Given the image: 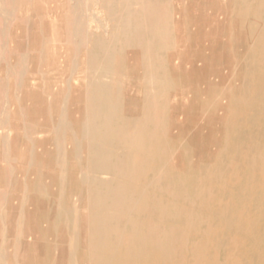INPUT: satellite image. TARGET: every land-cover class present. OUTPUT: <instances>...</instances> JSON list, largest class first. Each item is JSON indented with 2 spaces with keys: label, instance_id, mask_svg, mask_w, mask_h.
I'll return each mask as SVG.
<instances>
[{
  "label": "rangeland",
  "instance_id": "rangeland-1",
  "mask_svg": "<svg viewBox=\"0 0 264 264\" xmlns=\"http://www.w3.org/2000/svg\"><path fill=\"white\" fill-rule=\"evenodd\" d=\"M71 1L0 0V264H92L87 247V194L78 181L86 163L83 158L77 164L73 142L81 144L85 157L88 142L81 130L93 115L97 100L91 89L97 80L116 84L105 106L131 132L129 144L113 147L115 162L122 161L126 171L140 163L128 150L137 145L133 130L138 125L144 122L158 136L157 152L152 154L150 169L141 183L150 199V211L148 215L134 211L131 218H138L135 221L141 225L151 222L161 232L174 228L180 235L187 219L170 214L189 210L201 230L191 232L189 241L206 250V263L214 264L217 259L227 264L235 256L239 264H264V217L253 223L250 235L245 225L243 232V223L233 220L230 209L253 202L249 209L255 212L261 196L254 197L250 187L261 180L258 166L253 172V165L259 163L260 154L264 155V63L251 49L260 48V37L264 36V0H97L102 6L97 5L100 16L108 21L110 17V26L107 35L94 33L90 39H112L120 34L108 74L90 63L91 44L80 47L76 54L74 45L66 41ZM86 1L91 7L96 0ZM54 12L58 20L52 27L49 15ZM129 14L130 29L123 35L119 23ZM116 107L117 111H112ZM63 113L69 129L57 132ZM59 145L66 159L64 185L59 182L63 171ZM210 184L217 186L211 189ZM205 189L212 195L208 201L202 196ZM60 205L65 211H75L76 224L71 222L70 213L58 216ZM165 205L170 208L166 217L157 209ZM227 205L229 212L222 216L221 209ZM115 225L124 234L132 231L124 221ZM207 228L218 230L217 236L205 237ZM238 228L243 233L238 235ZM236 245L242 246L241 253ZM210 246L216 250L211 251ZM72 248L76 251L73 255ZM187 258L190 261L191 256ZM148 262L143 253L138 263L151 264Z\"/></svg>",
  "mask_w": 264,
  "mask_h": 264
},
{
  "label": "bare ground",
  "instance_id": "bare-ground-1",
  "mask_svg": "<svg viewBox=\"0 0 264 264\" xmlns=\"http://www.w3.org/2000/svg\"><path fill=\"white\" fill-rule=\"evenodd\" d=\"M73 1H71V2H73L74 4L70 8L69 14H67L68 17H67V21L65 23V35L67 37L66 41L70 42L74 45V47L76 48V51H75L76 54L79 53L78 49L80 47L91 44L93 46L92 50L94 49V51H90L88 54L89 58H91L90 63L98 65V67H100V69H102L104 72H106V74L111 73V69H112L111 65L113 64V61H114L115 56L117 54V51H116L117 48L116 47H117V43L119 41L118 37L120 34L112 37V39H99V38H98V40L90 39V37L94 33L102 32L103 35H107L108 34V28L110 26L109 23H110L111 19H110V17H107V16L106 17L109 18V21L105 20V18L104 19L101 18V16H100L101 14L99 13L100 8L97 7V5H99L98 2H100V1L97 2V0L96 1L93 0L94 3H93V6H91V7L88 6V2L86 0L83 1L84 3H82L81 0H77V1L73 0ZM238 3H236V4H238ZM99 6H101V5H99ZM241 7H242V5H241ZM240 11H243V10H240ZM234 14H236V13H234ZM248 14H249V12H248ZM261 14H262V12H261ZM2 17H4V16H2ZM129 18H130V14L126 18L121 19V21L119 23V33L121 32L124 35L126 32L129 31V29H130ZM238 18L237 19L235 18V20H238V25H239V19ZM57 20H58V14H56L55 12L49 15V21H50V24L52 25V27L54 24H56ZM255 26L257 27L256 23H255ZM255 26H254V28H255ZM49 28H50V26H49ZM248 31L251 32L250 29ZM261 33L262 32H260V34ZM252 34H250V35H252ZM260 39H262V42L260 44L261 46L259 45L260 48H258V49L252 48L251 51L253 53L258 54L262 58L261 64H263L264 63V36L262 35L260 37ZM91 45H90V47H91ZM42 49H43V47H42ZM43 54H44V51H43ZM43 61H44V59H43ZM146 63H147V61H146ZM72 70H74V69H72ZM97 73H98V71H97ZM252 76H254V75H252ZM258 76L259 75H257L256 78L261 79V77H258ZM150 79L152 81V77ZM70 80H72V79H70ZM115 87H116V84H110V83H107V82L102 81V80H97L95 85L92 86L91 93L93 95L94 100H97V102L95 103V107L92 111L93 115H92L91 120L89 122L88 121L85 122L83 127H82V130H81V134L83 135V138L86 139L88 142L87 152H86L85 157L82 155L83 147L81 146V144L78 142H73V152H74V156H75V159L77 161V164L80 163L81 159H83V158L85 159V163H86L85 169H81V171H80L78 181L82 187V191H85L87 194V196H86L87 201H88V205L86 207V210L88 211V214L86 215V221L88 223V231H87L88 246L87 247H88V258H89L90 262L92 264H139L138 260H140L142 258L143 253H145L147 261L151 262V264H155V259H157V261H158V259H161L166 264L167 263L176 264V262H178V264H208V263H206V260H205V255L206 256H208V255L204 254L206 252V250L205 249L202 250V248L200 247L199 244L191 243L189 241L188 236L190 235L191 232H192V234H194L193 232L201 233L200 232L201 230L199 231V229H198L195 215L191 211H189V210H187V211L174 210L170 214V216L174 217V218L184 216L187 219V223H188L187 227H186V229L181 231L180 235L179 234L177 235V231L174 228H172L170 231H167V232H164V231L161 232L160 230H158L156 225L151 224V222L148 223L147 225H143V224L141 225L140 223L135 221L138 218L135 220L132 219L134 217H132L131 214L134 211H138L140 214H146V215H148L149 211H150V208H149L150 199L146 194V190L144 188H142L144 186H142L141 183H142V181L145 180V175H146V173H148V171L150 169L149 164H150V161H151L152 156H153L152 154L157 152L156 140H157L158 136L153 130L146 128L145 125H143L144 122H143V124H140V125L137 124L138 126L136 127V131L133 130L134 134H137V136H138L137 137V139H138L137 145H135L134 148L130 147L128 150L134 153V155L137 157V159L140 161V163H137L134 166L130 165V168H129L130 170L126 171L125 169L127 166L122 161H117V162L114 161L115 160V158H114L115 154H114V151H112L113 147L116 144L126 146L127 143L129 144V139L131 137V135H130L131 132L128 130V125L125 122H122L123 121L122 119L117 118L116 115H114L111 111H108L109 108L106 109V106H105L107 100H109L110 98L113 97V95H114L113 91H114ZM258 93L259 92H257L256 96H258ZM249 96H250V94H249ZM255 99H256V97L254 98V101H255ZM242 100L244 102V99H242ZM248 103H250V102H247V104ZM256 106H257V104H256ZM114 110L117 111V107H116V109L112 108V111H114ZM203 111H204V109H203ZM241 111H239V113ZM245 117L246 116L244 113V118ZM256 117L258 118V115H256ZM149 120L151 122L152 118L150 117ZM115 121L119 122L118 126L116 128L112 127V123H114ZM103 124H104V126H102ZM260 124H259V126H260ZM245 125H246V123H245ZM262 126L263 125H261V127ZM247 127H248V125H247ZM68 129H69V123L67 121L66 115L63 113L61 116V119L59 120V122L57 124L56 131L61 132L62 130H68ZM129 129H131V128H129ZM259 129H261V128H259ZM249 132H251V131L249 130ZM263 136H264V134H263ZM57 138H59V137H57ZM6 139H7V137H4V141ZM253 142H254V140H253ZM57 143H58V141H57ZM245 143L241 144V145L243 146V145H245ZM250 144L252 145V142ZM259 144H261V143H259ZM259 144H258V146H259ZM246 145H247V143H246ZM244 148H245V146H244ZM256 148H260V147H256ZM241 149H242V147H241ZM259 150H261V149H259ZM58 151L60 154V159H59L60 165L63 169L61 176L59 178V182L61 185L62 184L64 185V183L66 181V175H65V171H64L65 165H66V159H65V153H64L63 146L59 145ZM239 153L241 155V152H239ZM245 153H246V151H245ZM255 153H256V151H255ZM261 153H262V151H261ZM254 156H257V155H254ZM141 157L143 158V160ZM244 157H245V155H244ZM242 158H243V155H242ZM119 159H120V157H119ZM257 159L255 161H257ZM124 160H125V158H124ZM249 160H250V158H249ZM252 160L254 161V158ZM258 160H259V163L254 162V165L251 163L252 161L250 162L254 166L253 172H255L254 170L256 169L255 167H257V166L260 170V179H261L260 182H258V184H255V185L252 184V186L250 187V191L252 192L254 197H255V195H259V193L261 195L260 197H258V199L260 200L259 201V207H257L258 209L255 212H253V208L250 210L249 209L250 204L252 205L253 202L248 203L249 201L247 202L248 205L247 206L243 205L242 208H239V206H237L236 208H233V209L230 208L233 211V215L231 214L234 218L233 220L235 222H237V224L243 223V226H241V227L243 228L245 225L246 226L245 232L246 233L248 232V234H250L252 232L253 228H255V227H252L253 223L255 221H257V222L260 221V219L264 217V210H262L264 208V155L260 154ZM242 163H244V162H242ZM247 169H248V167H247ZM259 170H257V171L259 172ZM245 173H247V171ZM225 174H227V172ZM253 174H255V173H253ZM108 176H114L115 179H107L106 177H108ZM229 176H231L230 173H229ZM243 176L246 177V175H243ZM227 178H229V177H227ZM254 178H252L253 181H255V179H256V178L255 179ZM237 180H239V179H237ZM206 181H207V179H206ZM208 182H209V180H208ZM209 183H213V182H209ZM218 183L220 184V182H218ZM223 183L226 185L225 181ZM223 183H222V185H224ZM250 184H251V182H250ZM212 185L210 186L211 189H212V187L214 188L215 186H217L216 184H214L215 186H212ZM217 188L219 190L220 188H223V186L220 188L219 187H217ZM248 189H249V186H248ZM216 192L218 193L219 191H216ZM243 192H244V190H243ZM245 193H244V195H245ZM219 194H220V192H219ZM236 194H237V192H236ZM202 196L207 201L209 199H211V197H212L211 193L208 190L204 191ZM217 196H218V194H217ZM217 196L215 195L216 201L218 200V199H216ZM249 196H252V195H249ZM253 196H252V198H253ZM244 198H242V200L240 201L241 204L244 203V202H242ZM152 199H154V198H152ZM222 200L223 199H221V201ZM251 200L252 199H250V201ZM171 201L173 202V200H171ZM219 201H220V199H219ZM256 202H257V200H256ZM233 204H235V203H233ZM175 205H176V203H175ZM217 206H218V204H217ZM222 206H223V204L220 206V208H222ZM252 206H254V204ZM229 207H230V205H227L226 209H224V210L221 209L223 211V212L221 211L222 216H225L226 213L229 212ZM157 209L160 211L161 215L165 216V217L168 215L169 210H170V208L166 205L162 206V207L157 206ZM74 212L75 211L72 209H71V211H65L63 206L60 205V209L58 210V216L62 217L63 215H67V214L69 215V213H70L71 214V222L73 221V223L76 224V218L73 214ZM217 213H218V211H217ZM72 216H74L73 220H72ZM203 216L204 215H202V217ZM155 218H156V216H155ZM167 219H168V217H167ZM117 221H124V223L126 225L130 226L132 228L131 233L129 235L124 234L122 232L123 230H121L119 227H117V225H115V222H117ZM161 221H162V219H161ZM215 221L216 220H214V222ZM220 221H222V220H220ZM220 221H219V223H221ZM261 221H262V219H261ZM158 223H159V221H158ZM224 223H227L226 220ZM205 225H206V223H205ZM262 225H264V223ZM223 226H224V224H223ZM219 227H220V225H219ZM235 227H239V226L236 225ZM231 228H233V227H231ZM234 231L236 233V229ZM239 231H241V230H239V228H238V231H237L238 235H239ZM218 232H219L218 230H212L211 228H207V230L204 231V235H205V237L210 238L211 236H215V235L217 236ZM243 232H244V228H243ZM220 233H221V230H220ZM246 233H244V235ZM232 234H233V231H232ZM251 234H253V233H251ZM256 234H258V233H256ZM260 236L261 235H258L257 237H260ZM201 237H203V233H202ZM201 237H200V240H201ZM218 238H221V237H218ZM221 239L224 240V238H221ZM259 240H260V238H259ZM233 241H234V239H233ZM227 242H228V240H227ZM229 242L231 243V241H229ZM244 243H246V242L244 241ZM255 243H256V241H255ZM217 244H218V240H217ZM241 244L243 245V243H241ZM257 244H255V245L257 246ZM211 247L212 246H210V250H211ZM237 247L239 248V246H237ZM37 248H39V247H37ZM234 248H235V245L233 247V250H234ZM213 249L214 248H212L211 251H213ZM241 249H242V246H241ZM241 249L239 248V252ZM245 249H247V248L245 247ZM257 249H258V247H257ZM214 250H216V249H214ZM233 250H231V251H233ZM36 251H38V250L36 249ZM237 251L238 250L235 251L236 252L235 255L238 254ZM74 252H76V251L74 248H72L71 249V255H73ZM208 252H209V250H208ZM228 252H227V254H228ZM244 252H245V250H244ZM36 253H38V252H36ZM246 254H247V252H246ZM251 254H253V252ZM75 255H76V253H75ZM187 255L191 256L192 262H190L191 259H190V261H188L189 258L186 259ZM214 255H215V252H214ZM229 255H231V254L229 253ZM261 255L264 256L263 252L261 253ZM217 256H219V255H217ZM236 256H238V255H236ZM224 258L226 259V257H224ZM245 258L248 259V256ZM207 260H209V259H207ZM229 260L230 261L227 264H239V261H238L239 259H236L235 256H231V258ZM242 260H240V261H242ZM263 262H264V259H263ZM210 263H211V261H210ZM70 264H74V261H71ZM158 264H159V262H158ZM214 264H224V263H222L221 261L216 259Z\"/></svg>",
  "mask_w": 264,
  "mask_h": 264
}]
</instances>
